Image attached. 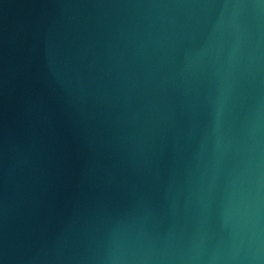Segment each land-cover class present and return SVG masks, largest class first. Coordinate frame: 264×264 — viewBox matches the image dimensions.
I'll list each match as a JSON object with an SVG mask.
<instances>
[{
  "label": "water",
  "instance_id": "obj_1",
  "mask_svg": "<svg viewBox=\"0 0 264 264\" xmlns=\"http://www.w3.org/2000/svg\"><path fill=\"white\" fill-rule=\"evenodd\" d=\"M0 264H264V0H0Z\"/></svg>",
  "mask_w": 264,
  "mask_h": 264
}]
</instances>
